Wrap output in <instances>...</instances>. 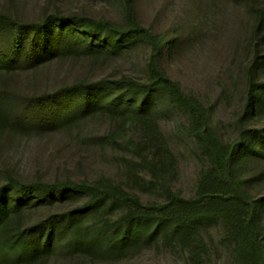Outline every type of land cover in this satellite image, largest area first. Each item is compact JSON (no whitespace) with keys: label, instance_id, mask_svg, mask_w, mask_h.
Segmentation results:
<instances>
[{"label":"rangeland","instance_id":"obj_1","mask_svg":"<svg viewBox=\"0 0 264 264\" xmlns=\"http://www.w3.org/2000/svg\"><path fill=\"white\" fill-rule=\"evenodd\" d=\"M131 1L0 0V14L32 20L61 11L109 19L128 27ZM134 3L142 26L168 41L180 38L173 53L165 42L159 66L206 108L209 126L220 140L233 142L243 129L264 126V112L259 119H244L251 79L264 80V68H255L256 58L264 56L258 12L264 10V0ZM96 42L104 51L100 56L83 51L21 75L24 81L16 83L15 88L31 92L96 82L100 103L98 109L95 106L90 114L75 119L67 128L45 133L0 131V184L12 174L24 181L117 185L144 203H163L167 201L164 182L186 198L195 197L210 162L192 131L190 110L177 105L166 90L154 89L145 95L135 86V82L151 80L153 45L111 32H103ZM146 96L148 108L141 107ZM153 161L160 174L149 166ZM244 174L248 177L245 188L260 203L264 197V158L250 160ZM90 199L87 193L72 192L52 205L33 210L28 219L34 222L79 207ZM112 204V200H103L87 211V223H116L127 208ZM261 219L264 225V206ZM150 230L152 234H143L133 251L118 258L78 249L72 252L66 238L47 264H193L192 244L170 241L166 226L151 223ZM192 236L202 245L208 264H238L236 245L222 219L198 221Z\"/></svg>","mask_w":264,"mask_h":264},{"label":"trees","instance_id":"obj_2","mask_svg":"<svg viewBox=\"0 0 264 264\" xmlns=\"http://www.w3.org/2000/svg\"><path fill=\"white\" fill-rule=\"evenodd\" d=\"M134 5V0L129 2L128 27L109 19L61 11L32 20L0 14V131H55L67 128L75 119L99 107L96 82H76L44 92L18 90L15 84L24 81L21 75H25V71L35 72L47 63L80 55L83 51L100 56L104 51L96 41L103 32L132 40L144 39L153 45L149 62L152 77L149 82H135V86L145 95L154 89L166 90L177 105L190 110L192 131L210 162L196 196L186 198L163 182L167 201L144 203L140 197L117 185L103 187L73 180L24 181L8 174L7 181L0 184V264H47L66 238L72 252L78 249L122 257L133 251L143 234H152L151 223L166 226L170 241L177 239L183 244H192L193 264H208L202 245L192 233L198 221L209 218L225 222L228 236L236 245L238 264H264L261 219L264 197L260 203L255 202L245 188L248 177L244 174L250 160L264 158V126L243 129L233 142L220 140L209 126L206 108L187 95L181 84L159 66L165 42L173 53L180 38L172 37L168 41L165 36L159 37L142 26ZM258 12L259 31L264 40V10ZM255 62V68H264V56H258ZM250 83L244 119H259L264 112V80L253 77ZM147 99V96L142 99L141 107H149ZM149 166L153 172L161 173L154 161ZM72 192L87 193L91 199L79 207L52 213L34 222L28 219L33 210L52 205ZM103 200H112L113 206L126 207V212L116 223H87L86 212Z\"/></svg>","mask_w":264,"mask_h":264}]
</instances>
